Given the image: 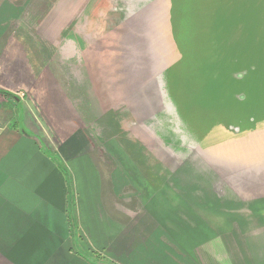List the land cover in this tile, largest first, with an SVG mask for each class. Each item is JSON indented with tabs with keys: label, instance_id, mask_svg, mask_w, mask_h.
<instances>
[{
	"label": "rangeland",
	"instance_id": "1",
	"mask_svg": "<svg viewBox=\"0 0 264 264\" xmlns=\"http://www.w3.org/2000/svg\"><path fill=\"white\" fill-rule=\"evenodd\" d=\"M112 7L113 0H0V76L8 65L12 75L9 87L0 78V195L34 211L51 202L60 216L68 207L71 234L59 224L65 222L59 215L52 217L48 232L63 227L65 236L59 230L55 235L63 249L94 264H229L221 249L228 250V258L232 251L236 264H254L249 251L256 256L262 245L249 251L247 245L253 237H264V220L242 211L235 214L240 222L209 224L221 216L207 213L197 198L154 188L148 166L128 150L130 134L107 113L101 89L112 109L118 105L117 87L103 65L110 53L105 38L112 34ZM69 39L75 42L73 50L65 47ZM119 129L126 131L124 138L116 134ZM32 136L68 176L51 159L46 165L30 147L21 146L23 138L40 144ZM75 189L79 207L72 219ZM92 190L94 203L83 205V193ZM214 224L218 232L211 229ZM234 238L244 245H234ZM8 243L0 250L10 247L13 238ZM29 249L31 254L39 248Z\"/></svg>",
	"mask_w": 264,
	"mask_h": 264
},
{
	"label": "water",
	"instance_id": "2",
	"mask_svg": "<svg viewBox=\"0 0 264 264\" xmlns=\"http://www.w3.org/2000/svg\"><path fill=\"white\" fill-rule=\"evenodd\" d=\"M111 14L117 107L100 96L154 188L197 198L221 216L209 224L264 220V0H113Z\"/></svg>",
	"mask_w": 264,
	"mask_h": 264
},
{
	"label": "crops",
	"instance_id": "3",
	"mask_svg": "<svg viewBox=\"0 0 264 264\" xmlns=\"http://www.w3.org/2000/svg\"><path fill=\"white\" fill-rule=\"evenodd\" d=\"M24 43L25 42H23V44ZM66 45H67L65 46L66 49L69 48L70 50H73L75 42L73 39H69L67 40ZM7 61L9 62L8 59ZM8 66L4 70L5 72H2L0 78H2L1 83L6 84V86L9 87V84H11L12 82L11 80L12 75L10 72L11 69ZM21 110L22 109H20V111ZM23 139L25 140H22L20 142L21 146L30 147L38 155L39 159H41V161L47 165V161L50 158H47V156L40 151L38 145L36 146L32 144V141L34 140L26 139V138ZM21 146L18 149H21ZM18 149L15 150L16 156L19 155ZM80 160H85V158ZM38 180L40 179L38 178ZM48 183L47 182L44 183L45 187L42 188V191H44L48 187ZM75 191L74 194L71 193L72 199L75 198V200H73L74 209L73 208L70 209L72 211L71 214L72 219L74 217L73 212H76L79 207V202L77 199L78 196L76 194L78 193L79 190L75 189ZM34 194L37 195L39 198H43L41 194L40 195L36 193ZM82 196H83L82 200L84 202L83 205H87L88 207H91L92 203H94L93 200V198L95 197L94 191L92 190L91 192L90 191L84 192ZM44 198L43 200L47 202L46 198L45 199ZM17 202H18L17 204H14V200L8 201L5 199V197H3V193L2 195H0V244L8 245L10 244L8 242H10L11 239L13 238V244H11L10 247L8 246L5 250L4 249L0 250L2 251V253H0V264H13L11 261L14 260L15 257L18 261H20L19 263L14 262L15 264H29L31 260L35 262L34 264H46L45 261L47 262L49 259L53 261L47 264H90L81 257H79L78 255H74L72 254V252L65 251V249H63L62 247L63 242L59 235L65 236L66 233V235L68 236L71 234L69 231V226L67 221L68 207L60 216V212H59L60 210H58L57 206L51 202H50L51 204L44 203L43 205L42 204L39 205L38 207L40 210L38 211H34L33 210L34 208L31 207V205L29 204L26 205L22 202L19 203L20 202L19 200ZM19 204H21V206L24 207V210L19 209L20 206ZM57 215H59V217L62 218V220L63 218L65 219V222L62 223L61 220H60L61 223L59 222L60 225L65 224L64 227L66 229V232L64 234L62 233L63 230H60V228L63 229V227L60 226H58V228L53 229L54 233L48 232L49 227L51 228L52 225V221H51L52 217L53 219H55ZM249 227L250 226H248L247 228ZM76 228H77L76 225H74L75 230ZM57 230L60 231V234L58 236H55L57 235L56 234ZM14 240H16L17 242H14ZM251 240L252 243H249L250 245H247L248 251L252 246L262 245V247L259 248L260 252H258V255L256 256L251 255V252L249 251L250 256H252L254 259L252 260L253 263L264 264V237L262 239H257L253 237ZM232 241H233L232 243L236 246H239L241 244L244 245L239 241V239L234 238ZM30 246L31 247L35 246L39 249H34L35 251L33 250L34 252L33 253L31 252L30 254L29 253ZM109 250L112 251L117 250V247L109 248ZM227 251L223 252L222 249L219 251L221 252L220 253L221 256L224 255L226 257L224 261L227 262L228 260L229 264H236V258L235 256H232L233 254L232 251H229L230 254L229 258L227 256L228 253ZM254 251H256L255 248ZM220 260L222 261L221 258Z\"/></svg>",
	"mask_w": 264,
	"mask_h": 264
},
{
	"label": "trees",
	"instance_id": "4",
	"mask_svg": "<svg viewBox=\"0 0 264 264\" xmlns=\"http://www.w3.org/2000/svg\"><path fill=\"white\" fill-rule=\"evenodd\" d=\"M32 137L36 138L37 143H40V144H38V145L41 147L40 150L43 149V153H44L48 158L51 159V161H52V162H53V163H54V164L60 169L61 173H62L63 175H67V176H68L66 169L61 165V163H60V161L57 159V157L54 156V154H52L48 149H46V148H44V147L42 146L41 141H40L39 138H37V137H35V136H32ZM77 254H79L82 258H84V260L87 261L88 263H90V264H94V263H95V262L92 261L90 258H88V257H86V256H83V255L80 254V253H77Z\"/></svg>",
	"mask_w": 264,
	"mask_h": 264
}]
</instances>
